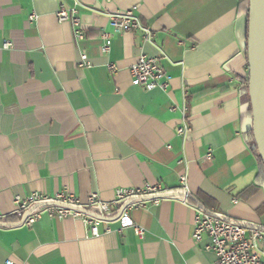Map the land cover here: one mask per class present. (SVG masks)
I'll list each match as a JSON object with an SVG mask.
<instances>
[{
  "label": "crops",
  "instance_id": "1",
  "mask_svg": "<svg viewBox=\"0 0 264 264\" xmlns=\"http://www.w3.org/2000/svg\"><path fill=\"white\" fill-rule=\"evenodd\" d=\"M62 2L0 0V213L7 224L0 264H217L203 248L208 239L193 241L196 210L264 234V189L246 138L243 0H78L79 43L71 25L58 21ZM128 10L152 31L151 42L140 31L115 33L111 16ZM103 32L113 35L109 55L101 52ZM81 51L91 68L78 67ZM141 54L160 59L167 92L133 84L130 68ZM184 109L192 131L181 138ZM146 184L171 193L131 213L143 239L115 220L110 233L93 238L78 220L44 215L27 227L14 215L15 197L33 192H69L83 202L98 193L111 202L118 189ZM259 252L264 264V242Z\"/></svg>",
  "mask_w": 264,
  "mask_h": 264
},
{
  "label": "built area",
  "instance_id": "2",
  "mask_svg": "<svg viewBox=\"0 0 264 264\" xmlns=\"http://www.w3.org/2000/svg\"><path fill=\"white\" fill-rule=\"evenodd\" d=\"M56 16L60 23L71 25L76 43L85 39L78 0H63ZM36 18L35 15H32L30 20L33 21ZM111 19L115 24L116 34L140 31L146 43L151 42L154 38L152 31L142 25L134 10L119 12L111 16ZM101 39L103 41L101 52L109 55L113 44V35L103 32ZM3 49L12 50L13 43L5 41ZM78 67L80 69L91 68V63L84 51L79 54ZM107 69L111 75H116L119 72L118 65L113 62L107 64ZM130 73L133 84L145 91L167 92L169 89V82L158 57L141 54L137 62L130 68ZM191 131L186 109H184L183 124L178 128L177 134L181 138H186ZM211 158L212 150H209L206 159ZM180 184L181 189L188 196L190 191L186 175L180 177ZM170 193L168 189L159 184H146L140 188L118 189L111 202L102 200L98 193L90 194L83 202L69 192H57L53 196L33 192L26 197H15L14 215L18 219L19 225L27 227L40 221L44 215L59 220H78L87 228L89 236L93 238L110 233L109 224L115 220L119 222L121 230L132 228L135 235L143 239L146 230L133 222L131 213L137 209L158 206L163 199L170 197ZM4 217L0 213V226L7 225L3 223ZM192 238L195 244H201L204 239H208V243L203 248L216 257L217 264H263L259 247L264 242V234L260 228L246 222L231 220L215 211L196 210ZM7 264L14 263L7 262Z\"/></svg>",
  "mask_w": 264,
  "mask_h": 264
},
{
  "label": "water",
  "instance_id": "3",
  "mask_svg": "<svg viewBox=\"0 0 264 264\" xmlns=\"http://www.w3.org/2000/svg\"><path fill=\"white\" fill-rule=\"evenodd\" d=\"M248 3L246 57L252 111L251 131L264 164V0H248Z\"/></svg>",
  "mask_w": 264,
  "mask_h": 264
},
{
  "label": "trees",
  "instance_id": "4",
  "mask_svg": "<svg viewBox=\"0 0 264 264\" xmlns=\"http://www.w3.org/2000/svg\"><path fill=\"white\" fill-rule=\"evenodd\" d=\"M242 4H243V9L242 10H243L244 15H246V17H247V22H248V14H249V3H248V0H243ZM243 83L246 85V88L248 89V79L245 80ZM251 116H252V111H251ZM246 138H247V142H248V144L250 146L251 151L253 152V154L256 157V160H257V163H258V166H259V173H258V176H257V179H256L257 184H258V186L260 188L264 189V164H263L262 160L259 157L256 145H255V141H254V136H253V133H252L251 130L246 134Z\"/></svg>",
  "mask_w": 264,
  "mask_h": 264
}]
</instances>
